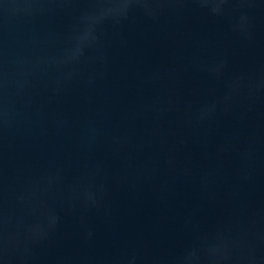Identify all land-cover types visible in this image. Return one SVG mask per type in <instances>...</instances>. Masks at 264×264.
Listing matches in <instances>:
<instances>
[{
  "label": "water",
  "instance_id": "water-1",
  "mask_svg": "<svg viewBox=\"0 0 264 264\" xmlns=\"http://www.w3.org/2000/svg\"><path fill=\"white\" fill-rule=\"evenodd\" d=\"M0 264H264V0H0Z\"/></svg>",
  "mask_w": 264,
  "mask_h": 264
}]
</instances>
